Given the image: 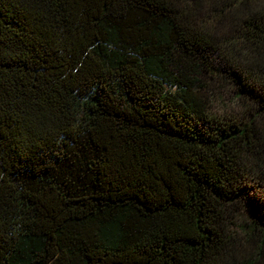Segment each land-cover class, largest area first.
<instances>
[{
  "label": "trees",
  "instance_id": "obj_1",
  "mask_svg": "<svg viewBox=\"0 0 264 264\" xmlns=\"http://www.w3.org/2000/svg\"><path fill=\"white\" fill-rule=\"evenodd\" d=\"M263 263L264 0H0V264Z\"/></svg>",
  "mask_w": 264,
  "mask_h": 264
},
{
  "label": "rangeland",
  "instance_id": "obj_2",
  "mask_svg": "<svg viewBox=\"0 0 264 264\" xmlns=\"http://www.w3.org/2000/svg\"><path fill=\"white\" fill-rule=\"evenodd\" d=\"M230 87L228 86V85H225L224 87H223V89H222V94H223V96L225 97V98H228V96H229V94H230ZM219 103H218V101L217 100H215L213 103H212V107L213 108H218L219 107ZM264 264V263H263Z\"/></svg>",
  "mask_w": 264,
  "mask_h": 264
}]
</instances>
